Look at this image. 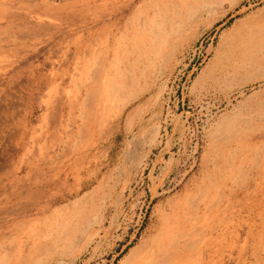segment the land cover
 Segmentation results:
<instances>
[{"label":"rangeland","instance_id":"374dc122","mask_svg":"<svg viewBox=\"0 0 264 264\" xmlns=\"http://www.w3.org/2000/svg\"><path fill=\"white\" fill-rule=\"evenodd\" d=\"M0 101V264H264V0H0Z\"/></svg>","mask_w":264,"mask_h":264},{"label":"bare ground","instance_id":"6f19581e","mask_svg":"<svg viewBox=\"0 0 264 264\" xmlns=\"http://www.w3.org/2000/svg\"><path fill=\"white\" fill-rule=\"evenodd\" d=\"M144 1V0H143ZM168 1V0H167ZM163 2V1H162ZM143 3V2H142ZM141 4V3H140ZM150 4V3H149ZM143 5H145V4H143ZM162 5V4H161ZM125 6V5H124ZM149 6V5H148ZM147 6V7H148ZM156 7H157V3H156ZM128 8V7H127ZM127 8H126V11H127ZM144 8V7H143ZM152 8V7H151ZM122 9V8H121ZM153 9V8H152ZM160 9V8H159ZM174 9V8H173ZM148 10V9H147ZM149 11V10H148ZM162 11V10H161ZM124 12V11H123ZM107 15V14H106ZM159 16H160V14H159ZM115 17V16H114ZM146 18V17H145ZM150 18V17H149ZM111 20V19H110ZM144 21V20H143ZM146 21V20H145ZM145 21H144V23H145ZM127 23V22H126ZM117 24V23H116ZM129 25V24H128ZM146 31V30H145ZM119 32V31H118ZM126 33V32H125ZM130 34V33H129ZM252 37V36H251ZM125 38V37H124ZM128 39V38H127ZM136 39V38H135ZM140 39V38H139ZM260 40H262V39H260ZM137 41V40H136ZM256 40H252L251 38H249L247 35H243V34H239V35H237L235 38L233 37L229 42H228V44H227V47L226 48H224L225 49V54H224V56H225V58H227L229 61H230V59L232 58V59H238L240 62H241V65H243V68L245 69V70H252L253 68H255V66L258 64V60H259V57L257 56V54L259 53V51H261V49L263 48V46L260 44H258L257 43V45H256V42H255ZM128 42V41H127ZM126 42V43H127ZM131 42V41H130ZM129 43V42H128ZM134 43V42H133ZM109 44V43H108ZM116 44V43H115ZM110 45H111V43H110ZM147 45V44H146ZM114 46V45H113ZM139 46V45H138ZM132 47H133V45H132ZM80 48V47H79ZM114 48V47H113ZM134 48V47H133ZM115 49V48H114ZM119 49V48H118ZM130 49H131V47H130ZM79 50V49H78ZM132 50V49H131ZM145 50V49H144ZM102 51V50H101ZM80 52V51H79ZM110 49H109V51H108V54L107 55H109L110 53ZM117 52V51H116ZM143 52V51H142ZM256 52H258L257 54H256ZM107 53V52H106ZM128 53V52H127ZM129 53H131V52H129ZM144 53V52H143ZM72 54H74V53H72ZM76 54V53H75ZM96 54V53H95ZM100 54V53H99ZM141 54V53H140ZM99 56V55H98ZM34 57H35V54H34ZM69 57V56H68ZM89 57V56H88ZM244 57H246V59H244ZM32 58V57H31ZM94 58V57H93ZM118 58V57H117ZM141 58V57H140ZM143 58V57H142ZM105 59H106V57H105ZM138 59V58H137ZM28 60V59H27ZM91 60V59H90ZM89 60V61H90ZM132 60V59H131ZM88 61V60H87ZM141 61H143V60H141ZM115 62V61H114ZM22 63V62H21ZM76 63V62H75ZM80 63V62H79ZM104 62L103 61H100L98 64H97V66H96V69L94 70V72L92 73V75H91V81L90 82H88V84H90V86L92 85V84H95V83H103L102 81H105V80H107L106 78H108V77H105L104 78V75H105V71H104V64H103ZM238 64V63H237ZM144 65V64H143ZM82 66V65H81ZM238 65H236V67H237ZM87 67V66H86ZM114 67V66H113ZM116 67V66H115ZM118 68V67H117ZM78 70V69H77ZM76 70V71H77ZM112 71V70H111ZM118 72V71H117ZM85 73V72H84ZM80 74H82V72H80ZM112 75L113 74H109V75H107V76H109V80L108 81H105L106 83L105 84H111V86L113 87V85H112V83L111 82H114L113 80H111V78H112ZM119 77V76H118ZM105 79V80H104ZM48 80V79H47ZM116 81V80H115ZM72 82V81H71ZM99 87H101L100 86V84L98 85V88ZM108 86L107 85H105V87L104 88H107ZM127 87V86H126ZM125 88V87H124ZM113 89H115L114 87H113ZM79 90V89H78ZM81 90V89H80ZM79 90V91H80ZM98 90H101V89H98ZM119 90V89H118ZM60 91V90H59ZM69 91V90H68ZM120 91V90H119ZM61 92H64L63 90L61 91ZM66 92V91H65ZM95 92V91H94ZM99 92V91H98ZM106 92V91H105ZM87 93V92H86ZM91 93V92H90ZM90 93H88V94H86V98H85V100L83 101L84 103H83V105H84V107L86 108V113H87V115H88V117L89 118H91V116H93L94 115V108L96 107V105L98 104V96L96 95V94H94V93H92V94H90ZM72 94H74V93H72ZM98 94V93H97ZM100 95V94H99ZM102 95L104 96V94H101V96L100 97H102ZM13 96L14 95H12L11 93H8V94H6L5 95V97H3V101H4V104L6 105V104H9V107H8V109L9 108H11L12 107V101H11V99H10V97H12L13 98ZM52 96V95H51ZM2 97V96H1ZM62 98V97H61ZM103 99H104V97H103ZM105 100V99H104ZM122 100V99H121ZM80 101V100H79ZM1 102V101H0ZM108 102V101H107ZM67 103V102H66ZM4 104L1 106V108H0V111H1V113L0 114H4V109H5V107H4ZM72 104V103H71ZM75 104H77V103H75ZM108 104V103H107ZM53 109H55V112H54V110H53V116H50V115H48L47 117H48V121L50 122V124L52 125V126H54V125H56L57 124V121L58 120H60V118L62 117L61 115V113H62V102L60 101V98L58 99V101H56V102H54L53 103V105L51 106ZM77 107V106H76ZM72 110V109H71ZM59 112V117H57V118H55V115L57 114ZM86 115V116H87ZM85 116V117H86ZM73 118V117H72ZM57 120V121H56ZM49 124V125H50ZM61 124V123H60ZM90 125V124H89ZM60 126V125H59ZM71 126V125H70ZM86 128V127H85ZM57 129V128H56ZM62 129V128H61ZM83 130V129H82ZM81 130V131H82ZM64 131V130H63ZM71 131V130H70ZM55 133V132H54ZM28 134V133H27ZM57 134H59V133H57ZM14 136V135H13ZM9 137V136H8ZM56 138V137H55ZM81 138V137H80ZM50 139V138H49ZM130 144V143H129ZM24 147V146H23ZM24 149V148H23ZM1 167V166H0ZM4 167V166H3ZM5 168V167H4ZM210 184V183H209ZM70 195V194H69ZM54 200V199H53ZM60 202V201H59ZM56 203V202H55ZM46 207V206H45ZM207 206H205V208H206ZM39 208V207H38ZM44 208V207H43ZM39 210V209H38ZM76 211V210H75ZM44 213L46 212V210L45 211H43ZM43 213V214H44ZM171 214V213H170ZM188 215H191V213H187ZM39 215V214H38ZM191 218V217H190ZM190 218H188V219H185V221H186V225H179V224H177V222H174L171 226H169V227H167V229L168 230H170L169 231V233H170V235H171V238H173V237H175L176 236V239L177 240H180L181 239V234H184V235H188V236H190L186 231H185V226H187V223L188 222H191V221H194V220H190L189 221V219ZM66 223V222H65ZM199 227V226H198ZM209 229V228H208ZM211 230V229H210ZM209 230V231H210ZM201 236V235H200ZM62 237V236H61ZM192 238V237H191ZM190 238V239H191ZM194 238V237H193ZM199 238V237H198ZM203 238V237H202ZM192 241V240H191ZM158 242V241H157ZM190 243V242H189ZM173 244V243H172ZM198 244V243H197ZM204 245V244H203ZM170 246H172L171 244H170ZM190 246V245H189ZM183 248V247H182ZM138 249V248H137ZM133 256V255H132ZM167 257V256H166ZM179 257V256H178ZM150 258V257H149ZM157 258H159V256L157 257ZM173 258V257H172ZM171 259V258H170ZM199 260V259H198ZM196 261V260H195ZM195 261H194V263H195ZM172 264V263H171Z\"/></svg>","mask_w":264,"mask_h":264},{"label":"crops","instance_id":"0c3cea01","mask_svg":"<svg viewBox=\"0 0 264 264\" xmlns=\"http://www.w3.org/2000/svg\"><path fill=\"white\" fill-rule=\"evenodd\" d=\"M1 155H2V153H1ZM1 155H0V156H1ZM1 157H2L1 160H2V163H3V162H4V155H2ZM0 166H1V167H0V174L2 173V175H3L5 172L7 173V172L9 171V169H10V168L7 169V167H5V166H4V167H5V168H4V167H3V164H1V163H0ZM31 166H33V164H32ZM30 170H31V168H30Z\"/></svg>","mask_w":264,"mask_h":264}]
</instances>
